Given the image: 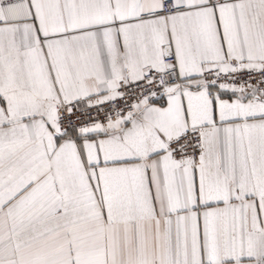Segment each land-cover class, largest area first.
<instances>
[{
  "label": "snow or ice",
  "instance_id": "obj_1",
  "mask_svg": "<svg viewBox=\"0 0 264 264\" xmlns=\"http://www.w3.org/2000/svg\"><path fill=\"white\" fill-rule=\"evenodd\" d=\"M0 264H264V0H0Z\"/></svg>",
  "mask_w": 264,
  "mask_h": 264
}]
</instances>
